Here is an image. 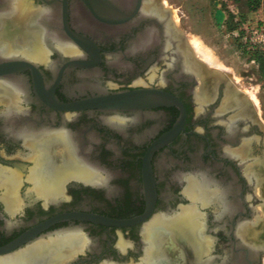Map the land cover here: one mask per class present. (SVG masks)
I'll list each match as a JSON object with an SVG mask.
<instances>
[{"label": "flooded vegetation", "instance_id": "af4514ba", "mask_svg": "<svg viewBox=\"0 0 264 264\" xmlns=\"http://www.w3.org/2000/svg\"><path fill=\"white\" fill-rule=\"evenodd\" d=\"M14 1L0 0V14ZM17 1L18 22L40 11L41 27L75 52L46 37L42 61L0 55V83L17 91L0 94V259L40 247L45 264L54 250L49 264H169L145 230L191 204L184 192L194 179L215 192L200 208L211 240L204 264H263L264 245L243 236L256 224L264 236V121L221 75L199 93L171 9L161 0ZM8 22L4 41L26 37ZM135 93L142 99H112ZM67 151L84 175L62 162ZM146 160L156 190L149 214ZM142 217L121 227L93 220Z\"/></svg>", "mask_w": 264, "mask_h": 264}, {"label": "bare ground", "instance_id": "6f19581e", "mask_svg": "<svg viewBox=\"0 0 264 264\" xmlns=\"http://www.w3.org/2000/svg\"><path fill=\"white\" fill-rule=\"evenodd\" d=\"M19 13H20V9L18 6V1L15 0L12 6L11 12L0 14V55L1 56H7L14 50V53L22 54L25 57L33 59V60L42 61L46 58L47 49L45 47V42H44L46 37L47 38L49 37L52 40L56 41L57 48L61 52V54H73L75 52L72 49V47L66 45L65 43H60L61 41L57 42V39L54 36V34L52 35V33L48 32L49 30L41 27L42 25L39 22V18L41 17L42 14H40V11L29 12L25 16V18L24 17L21 18V21L18 22L17 19H20L18 18ZM8 20H11L14 25V28L24 33L26 37L23 38L22 36L17 35L15 37L14 42H12V44L4 41V36L8 35V32L6 31V28H5L6 26H9L8 24L10 21L8 22ZM34 25H37V27L36 28L34 27L33 29L28 28L29 26L32 27ZM193 43L195 42L193 41ZM197 44L195 43L196 52L193 51L195 52L194 56H197V54H202L201 57H204L206 59L207 64L209 62L208 65L218 66L219 61L217 62V60L215 59V56L212 54L213 52H211L207 48L201 49V47ZM190 53L188 54L189 64L192 67V69H194L195 73L197 74L196 76H198L197 77L199 78L198 80H201V82L204 83V85H200V87L201 86L202 87L198 89L199 93L203 96H206V95L208 96L209 92H212V89L215 87L219 79H217L218 77L216 78L213 75H211L212 73L211 74L207 73L206 72L207 69L203 70L207 67L202 68V66L199 65V63H201L200 61H202V59L198 57L199 55L197 56L198 57L197 61L199 59L201 60H199V62L197 63V61L194 60L195 58L193 59V56L190 55ZM216 68L218 69V67ZM217 71L220 72L219 69ZM215 73H216V70H215ZM2 83H0V94L10 95V96L14 95L16 99L17 98L16 89H14L12 86H7ZM238 98L239 97H237L235 93L233 94L232 92L229 95L228 100L231 103L235 104ZM61 159L64 164L69 163L71 168L77 169L78 174L84 175V173H86V170L84 169L82 163L78 161L76 159V156H74L70 152L68 151L65 152ZM260 180L264 182V176ZM52 186H54V184ZM184 193L187 199L191 200V204L185 208H182L177 214L171 217H168L166 219L162 217L155 218L147 226L145 230V235L153 243L152 249H154V253H156L157 256L159 255L158 258L167 260L169 264H204L202 260L203 258L202 256L207 255L208 251L211 249L210 248L211 240L205 235V232H204L205 231L204 230L205 229L204 227L205 219H204V215L201 213L202 211L200 210V208L201 207L204 208L205 206H208V204L211 201V198L215 195V192L209 190L207 187L204 186L203 183H200L197 180L188 179V185ZM257 227L258 226H254L253 228L247 229L244 233L243 238L245 239L249 238V240L254 241L255 243L260 242L261 244L264 245V236L260 232V229ZM162 232H164L167 235L166 238H162V234H164ZM78 239L81 240V236ZM179 240H182L184 242V245L179 246ZM67 242L68 241H65L64 243H67ZM58 253L59 251H56V250L50 252L48 264L51 263L52 260H56L59 258ZM40 254H41V248L34 247L24 252L2 258L0 259V262L5 263V264H9V263H12V264H45L44 263L45 261L43 262L39 260ZM150 262L151 261H148V259L146 258L143 264H151Z\"/></svg>", "mask_w": 264, "mask_h": 264}, {"label": "rangeland", "instance_id": "374dc122", "mask_svg": "<svg viewBox=\"0 0 264 264\" xmlns=\"http://www.w3.org/2000/svg\"><path fill=\"white\" fill-rule=\"evenodd\" d=\"M161 1L163 5L171 9L178 27L186 35L188 45L191 47L189 48L191 53H189L193 56V59L195 58L194 60L197 61L198 57L201 58L202 61H200L201 63L199 65L202 68L207 67L203 70L207 69L206 72L212 73L211 75H215L214 77H218L217 79L221 75L229 86H233L236 90H239L243 98L249 100L256 106L259 117L264 121V78L260 75L259 65L251 61L243 52L242 46H240L239 32L235 28V23L240 18L244 20L264 19V0H261L260 7L255 11L249 9L247 0H240L237 3H232L227 0ZM193 41L196 44L198 43L197 45L201 49L207 48L213 52L212 54L215 56L217 62L219 61L218 64L220 66L208 65L209 62L207 64L206 59L201 57L202 54L196 53L199 56H194L196 47ZM216 67H218L220 72L217 71L218 69ZM199 81L201 82V80ZM202 83L201 85H204ZM263 176L264 173H262L260 178ZM257 192L264 199V182L261 180L257 184ZM260 205L261 217L264 219V202L260 203ZM254 226L258 225L256 224Z\"/></svg>", "mask_w": 264, "mask_h": 264}, {"label": "water", "instance_id": "95a60500", "mask_svg": "<svg viewBox=\"0 0 264 264\" xmlns=\"http://www.w3.org/2000/svg\"><path fill=\"white\" fill-rule=\"evenodd\" d=\"M141 93H135L132 96H125V95H120L118 97L112 98L113 100H124V99H134V100H139L142 99L143 96H141ZM176 131V130H175ZM174 134V131L171 132L170 134L166 135L162 139H160L157 143L154 144L153 148H160L167 144L171 140V136ZM144 179H145V187L147 190V198H148V214L152 210L154 203H155V196H156V190H155V183H154V178L152 175V170H151V165L148 160L145 162V170H144ZM184 207H181V209ZM145 217L142 218H137L129 221H115V220H107L105 218H94L93 220L96 222H100L103 224H111L113 226H126V225H134L139 222H141Z\"/></svg>", "mask_w": 264, "mask_h": 264}, {"label": "built area", "instance_id": "2783aa9c", "mask_svg": "<svg viewBox=\"0 0 264 264\" xmlns=\"http://www.w3.org/2000/svg\"><path fill=\"white\" fill-rule=\"evenodd\" d=\"M238 32L241 43L247 49L264 51V19L258 18L242 21Z\"/></svg>", "mask_w": 264, "mask_h": 264}, {"label": "trees", "instance_id": "16d2710c", "mask_svg": "<svg viewBox=\"0 0 264 264\" xmlns=\"http://www.w3.org/2000/svg\"><path fill=\"white\" fill-rule=\"evenodd\" d=\"M232 3H237L240 0H227ZM261 0H247V5L249 9H252L253 11L258 10L260 7ZM238 20V19H237ZM244 21V19L240 18L236 23H235V28L239 29L241 22ZM240 37V36H239ZM242 46L241 48L243 49V52L250 58L251 61H254L259 65V70H260V75L261 77L264 78V51L263 50H249L247 47H245L242 43H240Z\"/></svg>", "mask_w": 264, "mask_h": 264}]
</instances>
